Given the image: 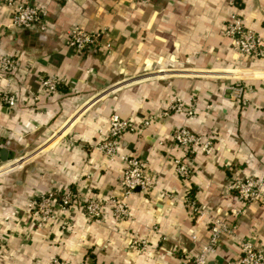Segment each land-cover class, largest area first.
Segmentation results:
<instances>
[{"label": "crops", "instance_id": "obj_1", "mask_svg": "<svg viewBox=\"0 0 264 264\" xmlns=\"http://www.w3.org/2000/svg\"><path fill=\"white\" fill-rule=\"evenodd\" d=\"M26 1L44 12L45 31L13 26L0 4V55L16 60L15 105L0 104V151L13 160L0 173V264L53 257L68 264H187L213 217L231 232L221 234L207 264L235 262L245 239L264 252V59L239 58L223 32L237 13L262 38L264 0ZM73 26L96 32L99 45L69 49ZM47 76L57 80L52 92L39 86ZM236 82L243 86L237 98L221 94ZM171 99L191 113L161 115ZM110 112L135 124L150 120L117 140L118 152L145 162L151 181L127 196L128 215L119 220L83 211L85 199L120 196V163L95 148ZM180 126L211 141L184 158V178L173 162L183 148L170 137ZM247 176L262 179V197L244 202L227 184ZM50 190L80 199L37 226L27 201ZM132 239L145 240L144 249L130 247Z\"/></svg>", "mask_w": 264, "mask_h": 264}, {"label": "built area", "instance_id": "obj_2", "mask_svg": "<svg viewBox=\"0 0 264 264\" xmlns=\"http://www.w3.org/2000/svg\"><path fill=\"white\" fill-rule=\"evenodd\" d=\"M137 4H147L150 0H132ZM0 4L6 6L10 11L11 24L17 28L35 29L38 32L46 30L44 21V12L31 2L26 0H0ZM264 16V12H263ZM223 32L230 39L231 47L238 53L239 58L256 57L264 59V35L262 38L257 36L254 31L243 25L241 17L237 13L228 15L224 22ZM66 46L76 53H83L99 45V37L96 32L84 30L78 26H73L67 32ZM106 50L109 49V43L103 45ZM16 68V60L8 55H0V104L12 108L15 105V94L10 90L12 80L11 72ZM57 80L53 76L41 77L39 86L46 91L55 90ZM243 90V86L239 83L227 84L223 87L221 94H228L231 98H237ZM33 99H37L33 95ZM169 111L182 112L187 114L191 110H184L182 101L171 99L166 108L161 110V115H165ZM149 118L142 119L135 124L129 120L121 118L116 112H110L107 116L106 131L102 133L99 130L100 139L96 142L95 148L109 161L116 160L120 163L121 169L117 177V183L120 187V196L110 197L105 201L96 198H88L83 200V211L87 217L102 219L106 213H109L114 220H119L128 215V207L126 204L127 196L135 189L147 190L151 186L150 178L147 174L145 162L139 157L120 153L117 151V140L125 133L140 132L148 123ZM171 140L173 143L183 148V156L181 159H174V170L177 176L186 177L189 169L184 162L192 150L199 148L205 151L211 141L208 137L203 138L186 127H176L171 132ZM13 160H1L0 173L6 172L12 167L8 165ZM14 167V166H13ZM262 179L247 177H235L229 181L227 188L231 190L235 196L244 202L253 201L262 197ZM80 199L76 192L66 190L57 193L55 191H47L35 198L27 201V207L36 218V225L43 226L56 217V209L67 208L75 200ZM60 226H65V221L60 222ZM209 234L203 242L198 244L195 255L187 264H207L208 257L215 253L216 245L219 237L223 233H230L231 229L225 222L219 218H212L209 223ZM190 239L196 241L195 235L191 234ZM130 247L143 250L145 240L132 239L129 243ZM47 264H68L58 258H51ZM213 264H264V252L262 249L255 247L249 240H242L240 243V253L235 262L224 261L215 262Z\"/></svg>", "mask_w": 264, "mask_h": 264}, {"label": "rangeland", "instance_id": "obj_3", "mask_svg": "<svg viewBox=\"0 0 264 264\" xmlns=\"http://www.w3.org/2000/svg\"><path fill=\"white\" fill-rule=\"evenodd\" d=\"M118 80H123V82L124 81L127 82L129 80V77H127L125 75H121Z\"/></svg>", "mask_w": 264, "mask_h": 264}, {"label": "water", "instance_id": "obj_4", "mask_svg": "<svg viewBox=\"0 0 264 264\" xmlns=\"http://www.w3.org/2000/svg\"><path fill=\"white\" fill-rule=\"evenodd\" d=\"M0 158H1V160H5V158H4V151L3 150L0 151Z\"/></svg>", "mask_w": 264, "mask_h": 264}]
</instances>
